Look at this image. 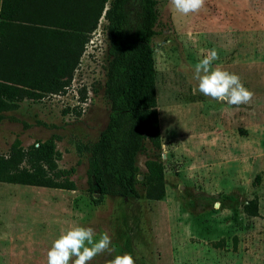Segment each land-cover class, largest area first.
<instances>
[{
	"label": "rangeland",
	"instance_id": "obj_1",
	"mask_svg": "<svg viewBox=\"0 0 264 264\" xmlns=\"http://www.w3.org/2000/svg\"><path fill=\"white\" fill-rule=\"evenodd\" d=\"M156 10L151 47L164 196L145 198L140 183L137 197L120 196L110 183L94 204L87 191L85 148L109 112L100 17L66 92L23 99L0 121V154L15 137L25 147L56 135V163L74 169L75 184L65 190L0 182V264H47L53 242L74 226L93 228L96 239L112 237L114 251L90 264L125 253L136 264H264V0H205L188 15L157 0ZM125 12L130 36L138 0H128ZM211 49L219 55L213 67L239 75L254 93L249 104L218 103L199 92L192 70ZM149 154L136 156L141 171ZM224 194L234 199L222 200Z\"/></svg>",
	"mask_w": 264,
	"mask_h": 264
},
{
	"label": "trees",
	"instance_id": "obj_2",
	"mask_svg": "<svg viewBox=\"0 0 264 264\" xmlns=\"http://www.w3.org/2000/svg\"><path fill=\"white\" fill-rule=\"evenodd\" d=\"M128 0H0V121L4 112L23 99L62 95L98 20L105 21L107 37L103 95L109 106L105 126L88 152V193L99 204L117 186L120 196H164L161 141L156 108L151 42L157 20V0H138L140 19L130 36L125 34ZM86 89H78L85 99ZM78 114V111L76 112ZM56 135L25 147L15 137L0 154V182L75 189L74 169L58 167ZM150 154L141 171L137 154ZM140 176V179H139ZM234 199L232 194L222 200ZM230 207V204H224ZM252 214H255V209Z\"/></svg>",
	"mask_w": 264,
	"mask_h": 264
},
{
	"label": "clouds",
	"instance_id": "obj_3",
	"mask_svg": "<svg viewBox=\"0 0 264 264\" xmlns=\"http://www.w3.org/2000/svg\"><path fill=\"white\" fill-rule=\"evenodd\" d=\"M173 8L183 14L198 13L205 6V0H170ZM219 60L216 49L209 50L192 70V79L198 82L200 93L218 103L240 106L249 104L254 93L241 82L239 75L213 67ZM219 202L214 207H217ZM96 232L91 227L74 226L63 232L47 252V264H90L98 255L111 254L112 237L101 233L96 239ZM110 264H136L132 254L116 255Z\"/></svg>",
	"mask_w": 264,
	"mask_h": 264
},
{
	"label": "crops",
	"instance_id": "obj_4",
	"mask_svg": "<svg viewBox=\"0 0 264 264\" xmlns=\"http://www.w3.org/2000/svg\"><path fill=\"white\" fill-rule=\"evenodd\" d=\"M50 95H57V94H50Z\"/></svg>",
	"mask_w": 264,
	"mask_h": 264
}]
</instances>
